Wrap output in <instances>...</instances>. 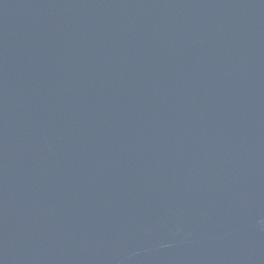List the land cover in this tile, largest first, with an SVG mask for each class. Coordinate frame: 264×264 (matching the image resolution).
Returning <instances> with one entry per match:
<instances>
[{
	"label": "water",
	"instance_id": "obj_1",
	"mask_svg": "<svg viewBox=\"0 0 264 264\" xmlns=\"http://www.w3.org/2000/svg\"><path fill=\"white\" fill-rule=\"evenodd\" d=\"M0 264H264V0H0Z\"/></svg>",
	"mask_w": 264,
	"mask_h": 264
}]
</instances>
